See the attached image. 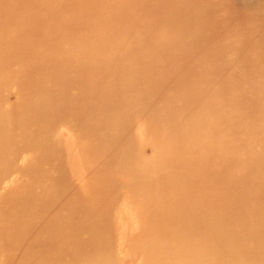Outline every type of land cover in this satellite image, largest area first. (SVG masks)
Returning a JSON list of instances; mask_svg holds the SVG:
<instances>
[{"label": "bare ground", "instance_id": "1", "mask_svg": "<svg viewBox=\"0 0 264 264\" xmlns=\"http://www.w3.org/2000/svg\"><path fill=\"white\" fill-rule=\"evenodd\" d=\"M0 264H264V0H0Z\"/></svg>", "mask_w": 264, "mask_h": 264}]
</instances>
